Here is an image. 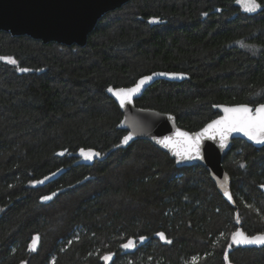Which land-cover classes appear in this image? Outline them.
<instances>
[{"label":"trees","instance_id":"obj_1","mask_svg":"<svg viewBox=\"0 0 264 264\" xmlns=\"http://www.w3.org/2000/svg\"><path fill=\"white\" fill-rule=\"evenodd\" d=\"M256 2L249 13L238 0H130L84 46L0 31V57L17 62L0 60V264H106V254L109 264H264V247L232 241L238 228L264 233V146L233 140L223 161L232 206L203 166L178 168L146 140L120 147L122 113L106 92L156 71L184 73L155 81L136 105L192 132L219 116L217 104L264 103ZM81 149L100 155L85 160ZM141 236L125 254L121 245Z\"/></svg>","mask_w":264,"mask_h":264},{"label":"water","instance_id":"obj_2","mask_svg":"<svg viewBox=\"0 0 264 264\" xmlns=\"http://www.w3.org/2000/svg\"><path fill=\"white\" fill-rule=\"evenodd\" d=\"M130 0H0V31L9 32L12 35L20 36L27 35L34 39L41 40L45 43L56 41L63 45H78L84 46L87 43L88 36L97 25L99 19L106 13L120 8ZM164 74V75H161ZM144 77H151L141 90L134 94L130 102H127L124 107H121L119 101L113 92L119 89H127L134 87ZM188 76L181 72H164L156 71L141 76L137 81L128 87H113L109 86L106 89L107 94L118 104L122 119L117 125L118 129L126 131V135L133 134L132 139L127 143H123V138L120 147L126 148L138 140H146L151 142L158 149L167 153L174 161L178 168L188 166H203L209 172V176L214 183L218 193L232 206L236 205L232 190L231 176L223 166L225 156L232 149L233 140L241 139L245 142L260 148L264 143H259L250 139L243 132L234 131L229 133L226 138L221 141L219 133L215 134L210 131L203 135L200 139L199 156H185L184 158L175 155L172 147H164L158 141L165 137H172L174 140L179 139L177 132H187L190 136L197 133H202L208 124L225 116L224 109L247 105L253 111L261 104L256 106L249 104H217L215 109L219 111V116L209 121L197 131H189L180 127L177 123L176 116L171 113L161 112L152 108H143L136 105V100L139 99L146 89L159 79L170 81H182ZM264 104V103H262ZM223 143V147H221ZM65 168L58 169L50 175L49 181H53L65 172ZM227 177V179H225ZM260 190L264 193V183L259 185ZM225 189L232 196V200H228L224 195ZM237 230L244 232L241 228ZM236 230V231H237ZM234 231V232H236ZM245 233V232H244ZM246 234V233H245ZM259 234V233H257ZM248 235V236H254ZM129 240L135 242V247L122 250L125 254L132 253L142 246L145 242L137 241L135 238ZM233 241V240H232ZM123 243V244H124ZM233 244L241 248H261L264 245L250 244ZM37 242L30 243V250H36Z\"/></svg>","mask_w":264,"mask_h":264},{"label":"snow or ice","instance_id":"obj_3","mask_svg":"<svg viewBox=\"0 0 264 264\" xmlns=\"http://www.w3.org/2000/svg\"><path fill=\"white\" fill-rule=\"evenodd\" d=\"M248 6L246 7L247 11H254L260 7L259 4L256 3V0H247ZM152 22H155L153 20ZM242 44V42H241ZM243 46V44H242ZM0 60H6L7 62L15 65L17 62L15 59L11 57H0ZM21 72H27L29 69L20 68ZM164 75V74H161ZM151 77H144L138 83L135 84L134 87L127 89H119L114 91L112 88H109V92H113L116 96L117 100L121 107H124L127 102L131 101V98L134 94L138 93L144 84L150 80ZM225 116L222 118L213 121L208 124L207 127L203 130L202 133H197L194 136H190L187 132H177V137L179 139L174 140L172 137H165L158 141L159 144L164 147H172L174 149L175 155L181 158L185 156H199V145L200 139L204 134L208 132H212L213 136L210 138H214L216 133H219L221 137V141H223L226 136L234 131L243 132L250 139H253L259 143H264V104L259 105L254 111L247 105H240L231 108L224 109ZM133 137L132 133L124 136L123 143L127 144ZM223 143H221V147H223ZM63 155V153H61ZM100 153L94 152L92 150L85 151L84 149L80 150V156L85 160H91L94 157H98ZM45 180L48 177L44 178ZM227 179V177H225ZM44 181H35L36 184H42ZM55 193H53V196ZM224 195L228 200H232L231 194L227 189L224 191ZM43 200L51 199L50 196L42 197ZM237 222H239V218L237 216ZM161 237V239H165L164 233H157ZM39 237H35L33 239V243L38 241ZM145 237L141 236L139 240L143 242ZM232 240L235 244H254V245H264V233H259L254 236H248L244 232L237 230L232 234ZM171 243V241H167ZM123 249H129L135 247V242L133 240H129L127 243L121 245ZM231 247V245H229ZM113 254H106L101 258L104 261H111ZM225 260L227 261L228 255L225 253ZM196 258H193V264H195Z\"/></svg>","mask_w":264,"mask_h":264},{"label":"rangeland","instance_id":"obj_4","mask_svg":"<svg viewBox=\"0 0 264 264\" xmlns=\"http://www.w3.org/2000/svg\"><path fill=\"white\" fill-rule=\"evenodd\" d=\"M238 3L240 4V6L242 7V9L244 10V11H246V12H249V13H252V12H255V11H257V10H259V8H257L256 10H254V11H247L246 10V7L248 6V4H247V0H238ZM257 3V2H256ZM258 4V3H257ZM155 21H157V20H155ZM112 258H113V255H112ZM106 262V261H105ZM111 261H107L106 262V264H109Z\"/></svg>","mask_w":264,"mask_h":264},{"label":"flooded vegetation","instance_id":"obj_5","mask_svg":"<svg viewBox=\"0 0 264 264\" xmlns=\"http://www.w3.org/2000/svg\"><path fill=\"white\" fill-rule=\"evenodd\" d=\"M263 184V183H262Z\"/></svg>","mask_w":264,"mask_h":264}]
</instances>
